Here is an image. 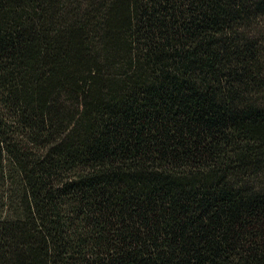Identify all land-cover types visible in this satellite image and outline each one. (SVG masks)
Instances as JSON below:
<instances>
[{"label": "trees", "instance_id": "16d2710c", "mask_svg": "<svg viewBox=\"0 0 264 264\" xmlns=\"http://www.w3.org/2000/svg\"><path fill=\"white\" fill-rule=\"evenodd\" d=\"M264 0H0V264H264Z\"/></svg>", "mask_w": 264, "mask_h": 264}, {"label": "rangeland", "instance_id": "374dc122", "mask_svg": "<svg viewBox=\"0 0 264 264\" xmlns=\"http://www.w3.org/2000/svg\"><path fill=\"white\" fill-rule=\"evenodd\" d=\"M258 29H260L259 34L257 35L258 38H260V40L262 41V43H264V21L261 25H258Z\"/></svg>", "mask_w": 264, "mask_h": 264}]
</instances>
